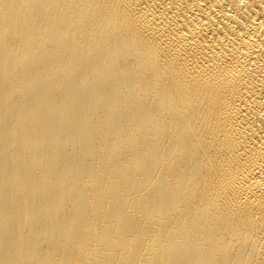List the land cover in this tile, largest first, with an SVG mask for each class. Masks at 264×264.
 <instances>
[{"label": "bare ground", "instance_id": "6f19581e", "mask_svg": "<svg viewBox=\"0 0 264 264\" xmlns=\"http://www.w3.org/2000/svg\"><path fill=\"white\" fill-rule=\"evenodd\" d=\"M0 264H264V0H0Z\"/></svg>", "mask_w": 264, "mask_h": 264}]
</instances>
